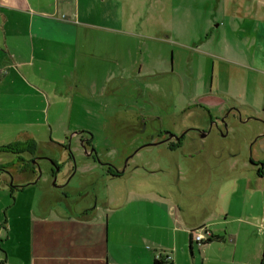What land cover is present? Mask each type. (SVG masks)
<instances>
[{"label":"rangeland","instance_id":"374dc122","mask_svg":"<svg viewBox=\"0 0 264 264\" xmlns=\"http://www.w3.org/2000/svg\"><path fill=\"white\" fill-rule=\"evenodd\" d=\"M94 7L101 28L82 29L62 65L54 56L42 71L17 79L11 98L0 89V129L9 119L16 133L25 125L39 157L38 183L28 186L32 179L20 181L14 154L0 151L1 245L14 209L25 218L29 209L39 214L50 204L101 205L107 195L136 189L142 179L167 195L178 189L183 197L174 193L171 202L184 205L192 184L178 176L198 162L219 168L227 179L264 157V101L238 92L250 63L218 43L223 37L235 51V43L251 37L264 0H95ZM117 57L124 77L110 83L108 70ZM10 101L12 114L6 115ZM159 129L186 135L180 142L163 141ZM118 171L123 175L116 177ZM17 183L24 190L17 191ZM47 192L63 198L53 200ZM229 202L230 194L223 204Z\"/></svg>","mask_w":264,"mask_h":264},{"label":"crops","instance_id":"0c3cea01","mask_svg":"<svg viewBox=\"0 0 264 264\" xmlns=\"http://www.w3.org/2000/svg\"><path fill=\"white\" fill-rule=\"evenodd\" d=\"M94 1L0 0V89L5 96L15 95L10 86L36 68L42 71L52 57L60 56L62 65L66 48L77 43L82 29L101 28L93 20L98 16ZM238 29L241 24L233 28ZM253 31L245 42L235 43V51L223 37L218 43L223 52L250 63L249 75L237 81L238 92L264 101V15ZM115 59L106 77L110 83L124 77L121 58ZM254 103L248 105L259 113ZM11 105L5 104L6 115L12 114ZM4 126L0 146L34 140L25 125L17 133L10 119ZM253 160L248 171L227 179L208 162H198L184 177L180 173L179 181L187 178L192 184L184 205L171 202L174 193L183 197L178 189L167 195L164 188L142 179L136 189H117L101 205L88 202L75 209L68 204L42 205L41 213L29 209L25 218L14 209L4 228L7 241L0 244V264H155L166 262L168 255L171 264H264V157ZM200 171H205L201 177ZM26 178L23 175L20 181ZM30 179L28 186L39 180ZM17 184V191L24 190V183ZM47 194L53 200L63 198L58 192ZM200 226H207L214 239L201 245L194 241L191 231Z\"/></svg>","mask_w":264,"mask_h":264},{"label":"flooded vegetation","instance_id":"af4514ba","mask_svg":"<svg viewBox=\"0 0 264 264\" xmlns=\"http://www.w3.org/2000/svg\"><path fill=\"white\" fill-rule=\"evenodd\" d=\"M157 133L159 134V136H161L163 141H169L171 142L172 140H175L177 142H180L184 136L186 135V132L183 134H175L170 132L169 130L166 129H159L157 130ZM173 143L170 144V146H172ZM85 152L89 155H93V152L90 151L88 152L87 149L85 150ZM14 157L17 158V162L14 163V166L17 167L18 170H20L21 176H32L35 177L36 179L39 176L38 173V163H36V161H34V159L39 158L36 156V153H29V152H24V153H20V154H14ZM262 163V162H261ZM109 172H112V170L110 169ZM122 172V173H120ZM116 173H120L119 175L123 174V171H118ZM55 174V172H54ZM13 176V175H12ZM14 178V176H13Z\"/></svg>","mask_w":264,"mask_h":264},{"label":"trees","instance_id":"16d2710c","mask_svg":"<svg viewBox=\"0 0 264 264\" xmlns=\"http://www.w3.org/2000/svg\"><path fill=\"white\" fill-rule=\"evenodd\" d=\"M37 145L34 140L28 141H15L10 144L0 146L1 152H9L13 154H20L24 152L34 153L36 151ZM122 173V172H120ZM120 173H116L114 175H119ZM214 239V238H213ZM155 264H167L165 261L156 260Z\"/></svg>","mask_w":264,"mask_h":264},{"label":"built area","instance_id":"2783aa9c","mask_svg":"<svg viewBox=\"0 0 264 264\" xmlns=\"http://www.w3.org/2000/svg\"><path fill=\"white\" fill-rule=\"evenodd\" d=\"M191 233L194 241L200 245L213 239L211 230L206 226L192 230ZM166 260H171V256H167Z\"/></svg>","mask_w":264,"mask_h":264}]
</instances>
